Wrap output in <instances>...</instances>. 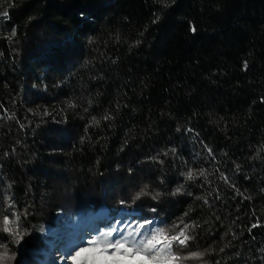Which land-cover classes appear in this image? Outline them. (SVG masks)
<instances>
[{
  "label": "trees",
  "instance_id": "16d2710c",
  "mask_svg": "<svg viewBox=\"0 0 264 264\" xmlns=\"http://www.w3.org/2000/svg\"><path fill=\"white\" fill-rule=\"evenodd\" d=\"M13 214L29 234L0 227L12 264L84 245V264H168L87 242L181 219L179 254L209 250L184 264H264V0H0V223Z\"/></svg>",
  "mask_w": 264,
  "mask_h": 264
},
{
  "label": "snow or ice",
  "instance_id": "6c2138e0",
  "mask_svg": "<svg viewBox=\"0 0 264 264\" xmlns=\"http://www.w3.org/2000/svg\"><path fill=\"white\" fill-rule=\"evenodd\" d=\"M16 35V30L13 28L11 36L14 37ZM11 39V37H9ZM246 66V65H245ZM70 106H74L70 103ZM104 119H110V116H105ZM92 124H99V121L93 117ZM172 152H175V149H172ZM209 155H211V149H209ZM186 180H194L197 176H203L207 178V172L205 169H200L199 171L189 168L187 172L183 174ZM221 178L227 183L229 178L224 176L221 173ZM183 186L176 188L175 193H179L182 190ZM148 186L144 185L135 195L132 197L133 202L137 199L148 194ZM160 193H155L152 196V199H157ZM207 202V201H205ZM121 204H124L125 201L121 200ZM12 202L9 199V206H11ZM153 212L155 209L152 210ZM14 218L10 219L8 215L3 216L2 223H0V227H2L3 232L11 234L14 237V241L17 245H19L24 237L28 235V230L22 229L20 224L18 223L21 220V216L19 214H13ZM187 215V213L185 214ZM119 224L120 222L117 221ZM137 223V222H132ZM132 223L126 224L125 230L121 231L116 226H113L107 230L100 231L99 235L94 236L87 242V244H92L94 242H99L109 249H113V254L115 249H126L127 251L132 252L135 255H138L140 251H145L149 256H152L158 252L165 253L167 256L171 257L175 264H184L185 261L188 260H201L207 251H190L187 255H180L184 249H187L188 242L193 239L192 235L189 234V231L192 227L196 225H189L183 223L181 219L179 225H174L172 229H166L162 227H145L148 225H152L153 221L151 220H143L142 223H137L135 228H132ZM252 227H256L254 224ZM127 229H131L130 231ZM175 231V235H169V232ZM114 234H116L114 236ZM163 235L164 239L167 243H162L161 240L156 239L157 236ZM182 237V238H181ZM130 245V247H128ZM88 251L87 245L79 246L69 252L67 255L59 254L56 259L58 261L64 262V264H84L83 254ZM16 260V254H9V249L6 245L0 244V264H12L13 261Z\"/></svg>",
  "mask_w": 264,
  "mask_h": 264
},
{
  "label": "rangeland",
  "instance_id": "374dc122",
  "mask_svg": "<svg viewBox=\"0 0 264 264\" xmlns=\"http://www.w3.org/2000/svg\"><path fill=\"white\" fill-rule=\"evenodd\" d=\"M53 245V244H52ZM52 254H53V257L50 259V260H48V262H51L50 264H59L56 260V257H57V254L55 253V250L54 251H52ZM170 261V263L169 264H173V260L172 259H170L169 260Z\"/></svg>",
  "mask_w": 264,
  "mask_h": 264
},
{
  "label": "built area",
  "instance_id": "2783aa9c",
  "mask_svg": "<svg viewBox=\"0 0 264 264\" xmlns=\"http://www.w3.org/2000/svg\"><path fill=\"white\" fill-rule=\"evenodd\" d=\"M102 211H103V212H105V213H107V212H108V210H107V209H105V208H103V209H102ZM161 242H162V243H167V241H166V240H163V241H161ZM169 263H170V262H169Z\"/></svg>",
  "mask_w": 264,
  "mask_h": 264
}]
</instances>
